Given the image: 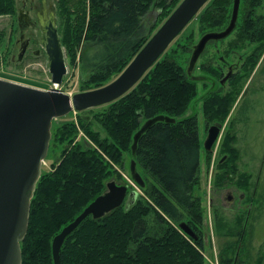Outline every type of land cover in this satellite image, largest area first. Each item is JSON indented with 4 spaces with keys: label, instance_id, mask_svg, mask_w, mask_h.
<instances>
[{
    "label": "trees",
    "instance_id": "obj_1",
    "mask_svg": "<svg viewBox=\"0 0 264 264\" xmlns=\"http://www.w3.org/2000/svg\"><path fill=\"white\" fill-rule=\"evenodd\" d=\"M181 1L58 0L62 42L73 64L77 49L80 51L82 72L89 77L84 90L107 84L147 43L157 28L154 25L150 31L146 24L153 8L166 20ZM262 1L241 0L232 33L208 43L227 40L228 52L258 44L246 57L241 72L227 80L233 90L223 93L214 88L203 97L202 109L209 123L227 120L245 77L264 54V17L257 12ZM233 4L234 0H209L197 16L204 33L225 29ZM17 9V0H0V16L16 15ZM4 37L0 30V48ZM164 55L131 90L102 105L107 106L104 111L92 118L81 115L79 122H66L55 130L54 141L59 145L65 142V146L37 184L28 233L21 244L23 264H54L53 238L106 190L107 182L117 174L113 164L123 166L126 151L133 155L145 182L143 194L138 192L132 202L101 218L89 215L83 220L66 238L61 264H205V208L195 193L202 143L197 115H186L199 97L202 75H193L189 65L185 67L176 59L175 51L173 57ZM201 69L215 79L224 76L221 65L203 63ZM158 115L175 121H156L133 151L135 134L146 120ZM80 128L89 140L79 138ZM103 131L106 136L101 135ZM235 140L234 132H229L222 147L229 157L220 164L215 183L221 187L231 182L249 190L251 174L239 168ZM182 222L191 227L195 237L180 229ZM229 233L226 235H232ZM233 261L234 257H228L222 264ZM262 261L260 258L257 264Z\"/></svg>",
    "mask_w": 264,
    "mask_h": 264
},
{
    "label": "rangeland",
    "instance_id": "obj_2",
    "mask_svg": "<svg viewBox=\"0 0 264 264\" xmlns=\"http://www.w3.org/2000/svg\"><path fill=\"white\" fill-rule=\"evenodd\" d=\"M50 1L55 5L57 25L60 27L61 15L59 14L58 0ZM19 5L20 1L17 0V8ZM257 12L264 17V0L257 8ZM17 14L18 9L16 15L0 16V30L5 33L0 48V77L49 88L51 75L49 74L47 54L38 57L28 55L23 61L13 59L20 48ZM197 16L180 33L181 35L177 36L178 38L165 52L164 57L167 54H172L173 57V51H175L176 59L185 67L189 65L194 45L205 34L200 28L199 17ZM164 21L165 17H161L158 9L153 8L146 19V24L150 31L154 25L157 26L153 31L154 33ZM30 31L31 28H28L25 31L26 35H30ZM257 45L256 43L249 44L243 51L230 49L231 51L228 52L227 40L208 44L204 53L198 59L196 67L191 71L193 75H202L199 80V97L193 102L186 115H197L202 143L199 185L195 193L202 198L203 207L205 208V249L203 250L205 264H222V261H227L228 257H234L232 264H257L260 258H263L262 262L264 264V54L261 56L257 67L245 77L231 112L227 120L223 122L221 133L213 146V150L209 151L205 149L204 142L210 125L216 121L209 123L202 109L203 97L210 90L214 88L217 90L222 89L223 93L233 90L230 81H226L222 85L221 80L231 67H233L234 73L241 72V66L246 57ZM63 46L68 73L61 87L63 91L75 94L85 89L89 77H85L82 72L80 51L77 49V61L73 64L67 46L64 44ZM210 62L214 65H221L224 71L222 79L207 76L205 71L201 69L203 63ZM118 75H113L108 83ZM205 83L208 84V88L204 87ZM106 108L107 106H99L86 112L73 111L54 121L53 137L43 172L52 169L51 164L61 156L65 146V142L59 145L60 143L57 144L54 141V132L59 125L66 122L77 123L81 115L92 118ZM230 129L233 131H229ZM229 132L232 134L234 132L236 136L233 143L239 150L240 159L238 164L240 170L251 174V188L249 190L231 182L221 187L215 183L220 164L229 157V154H224L225 152L222 151L225 138ZM101 135L106 136V132L103 131ZM85 137L89 140L83 129L80 128L79 138ZM123 157V166L113 164L117 169V174H114L111 180L127 184L130 191L136 189L143 194L142 188L134 182L131 174L130 166L133 155L126 151L123 153ZM140 171H142L141 168ZM230 193L232 203L228 204L226 197ZM249 196L251 201L247 200ZM132 199L131 196H128L127 202H132ZM227 233H232V235H226Z\"/></svg>",
    "mask_w": 264,
    "mask_h": 264
},
{
    "label": "water",
    "instance_id": "obj_3",
    "mask_svg": "<svg viewBox=\"0 0 264 264\" xmlns=\"http://www.w3.org/2000/svg\"><path fill=\"white\" fill-rule=\"evenodd\" d=\"M209 0H182L160 28L139 50L126 68L108 84L73 95L58 87L49 90L0 78V264H23L22 242L30 223L32 200L42 176L43 162L48 156L52 139L54 119L64 117L73 110L83 111L113 102L131 90L146 72L160 59L174 39L197 16ZM241 0H234L229 25L220 31L205 33L194 46L189 71L195 67L207 43L226 38L236 27ZM24 10L19 20L22 21ZM55 15V13H54ZM45 46L52 81L61 84L68 72L65 49L55 18L44 29ZM25 52L22 47L20 57ZM136 61V62H135ZM135 62V63H134ZM134 63V64H133ZM130 68V69H129ZM128 70V71H127ZM227 76L222 79L225 83ZM175 121L158 115L148 119L134 136L133 151L142 134L158 120ZM216 122L208 129L204 142L212 150L222 128ZM134 180L144 186L145 182L132 160ZM136 196V191L130 193ZM128 196V186L111 180L105 192L96 197L74 221L66 225L52 241L54 264H61V248L68 237L89 215L101 218L122 206ZM229 194L230 200L232 199ZM181 228L195 237L186 223Z\"/></svg>",
    "mask_w": 264,
    "mask_h": 264
},
{
    "label": "flooded vegetation",
    "instance_id": "obj_4",
    "mask_svg": "<svg viewBox=\"0 0 264 264\" xmlns=\"http://www.w3.org/2000/svg\"><path fill=\"white\" fill-rule=\"evenodd\" d=\"M18 1H20L17 14L20 31L18 43L20 44V48L18 54L13 57V59L23 61L28 55H33L35 57L46 55V49L43 44L44 29L46 26H49L52 16L57 23V13L54 3L50 0ZM23 10V20L20 21L19 16ZM28 28H31L30 35H26L25 32ZM23 46H25V52L22 57H20ZM233 73V67H231L225 76L229 79Z\"/></svg>",
    "mask_w": 264,
    "mask_h": 264
},
{
    "label": "bare ground",
    "instance_id": "obj_5",
    "mask_svg": "<svg viewBox=\"0 0 264 264\" xmlns=\"http://www.w3.org/2000/svg\"><path fill=\"white\" fill-rule=\"evenodd\" d=\"M135 62H136V61H135ZM135 62H134V63H135ZM134 63H133V64H134ZM129 69H130V68H129ZM127 71H128V70H127ZM56 86H58V85L56 84Z\"/></svg>",
    "mask_w": 264,
    "mask_h": 264
}]
</instances>
